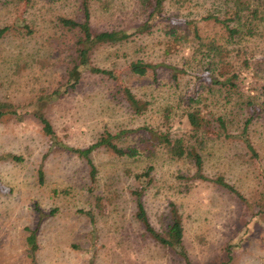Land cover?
I'll return each mask as SVG.
<instances>
[{"label":"rangeland","instance_id":"1","mask_svg":"<svg viewBox=\"0 0 264 264\" xmlns=\"http://www.w3.org/2000/svg\"><path fill=\"white\" fill-rule=\"evenodd\" d=\"M233 5L164 0L150 33L96 46L77 87L53 95L67 81L77 38L59 25L60 16L89 18L96 32L132 31L147 13L139 0H0V28L12 27L0 40V99L18 110L0 119V264H188L136 218V191H142L150 222L160 232L177 207L191 264H264V0H251L256 12L228 23L241 30L230 39L216 17H234ZM195 26L202 39L194 37ZM171 29L188 38L177 41ZM213 39L230 46L236 89L211 83L221 75L206 71L208 58L201 62L200 42ZM137 60L155 68L135 74L131 63ZM171 67L185 72L174 79ZM125 87L149 101L145 113L129 108ZM192 95V106L226 121L227 131L216 122L200 149L203 173L211 180L187 178L194 164L172 158L163 146L131 158L103 144L90 154L95 173L80 155L108 134L119 146L144 147L148 132L138 129L168 131L167 109L174 107L175 124ZM37 108L54 134L43 130L33 114ZM249 119L247 144L242 132ZM150 166L151 180L136 177ZM219 176L241 196L216 182Z\"/></svg>","mask_w":264,"mask_h":264},{"label":"trees","instance_id":"2","mask_svg":"<svg viewBox=\"0 0 264 264\" xmlns=\"http://www.w3.org/2000/svg\"><path fill=\"white\" fill-rule=\"evenodd\" d=\"M234 1V17L227 19L226 21H221L219 17H216L218 22H224L227 29L229 30L230 39L236 37L241 33V30L237 26H230L228 23L233 19L241 18L242 14L245 12L254 13L251 7V0H233ZM140 6L147 13V18L134 30H105L101 32L93 31L90 25L89 18L84 22L77 21L71 17L60 16L59 25L68 31H73L74 37H77L72 43L73 53H71L70 61L67 69V81L62 83L60 87L54 91L53 95L68 92L69 89L74 90L80 83L81 78V67L88 64L90 60L91 53L93 49L101 44H118L121 42H127L132 36L140 33H150L152 27L158 22V17L163 12L164 0H139ZM28 32L31 34L33 31L26 26ZM12 30L11 26H5L0 28V40L7 36ZM169 35L176 40L179 37H186L188 34L180 35L175 29L169 31ZM193 35L195 38L200 39L199 29L195 26ZM202 39V38H201ZM226 42L230 43L229 40ZM202 48H198L197 53H201L202 63L208 58V66L205 68L206 71H218L221 77H213L211 83L219 84L222 86H227L230 89H236L238 87L237 79L239 75L234 71L233 63L229 61L232 58V51L229 49V45L218 42L216 39L210 40L206 43L200 42ZM247 64V63H246ZM150 68H155V64L147 63L142 60L133 61L131 63V69L135 74L146 75ZM173 69L172 76L174 79L178 78L180 72H185L184 69H178L177 67H171ZM94 71L106 72L105 70L94 69ZM123 95L127 101L129 108L136 114L141 115L147 111L149 108V101L138 98L128 87L123 88ZM195 101V97L192 95L187 98L188 107L185 108L178 116L179 119L175 124L171 121V112H173L174 107H169L165 113L164 122L167 124L168 131L161 132L151 127H143L138 130H146L148 132V137L143 139L142 142L145 143L144 147L137 146H119L117 143L113 142V136L108 134V136L101 139L96 144L81 149L79 151L80 155L88 159L89 164L92 166V172H96L93 161L91 159V152L105 144L109 149L114 151L119 156H127L134 158L140 154L148 152L150 155L154 152L156 146L165 147L172 158L183 159L187 158L195 166V173L191 176H186L189 179L198 178L203 180H211L203 173L204 159L203 155L200 153V149L204 146L205 134L210 131L212 126L217 122L222 130L227 131L226 121L222 116L214 117L209 114L207 110H202L199 107H194L191 104ZM15 105L12 103L4 102L0 99V119L7 114H18V110L15 109ZM33 114L40 120L43 125V130L47 134H54V130L50 120L47 118L45 112L42 108H37L33 111ZM251 122L249 119L244 126L242 135L245 136V141L249 144L250 140L248 138V126ZM137 130V129H136ZM186 131L187 134L182 136L172 135L173 131ZM133 130L126 131L122 130L119 134L132 132ZM139 132V131H138ZM117 136V135H116ZM69 148V147H67ZM250 150L255 153V148L250 145ZM153 167L150 166L143 173L137 174V178L145 177L151 180ZM43 175V171H40ZM216 182L220 183L223 187L229 189L233 193L241 196V194L234 188L233 185L225 181L223 176H219L215 179ZM137 199V212L136 218L144 225L146 231L158 242L174 250L176 253L184 257L188 264H191V260L186 251V246L184 243V224L183 218L179 213L176 206L171 209V220L167 225L164 232L157 230L150 222L149 216L147 214L145 205L142 201V191H136ZM29 243L32 246V250L37 248V243L35 241V235L31 234L29 236Z\"/></svg>","mask_w":264,"mask_h":264}]
</instances>
